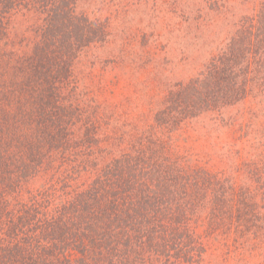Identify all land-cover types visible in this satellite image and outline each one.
<instances>
[{"label": "trees", "instance_id": "trees-1", "mask_svg": "<svg viewBox=\"0 0 264 264\" xmlns=\"http://www.w3.org/2000/svg\"><path fill=\"white\" fill-rule=\"evenodd\" d=\"M78 1L0 0V264H264V119L225 116L264 107V0L157 106L81 69L111 33ZM213 113L230 140L197 152Z\"/></svg>", "mask_w": 264, "mask_h": 264}, {"label": "rangeland", "instance_id": "rangeland-1", "mask_svg": "<svg viewBox=\"0 0 264 264\" xmlns=\"http://www.w3.org/2000/svg\"><path fill=\"white\" fill-rule=\"evenodd\" d=\"M262 1L79 0L78 11L92 18L108 19L111 33L109 41L81 57L80 67L84 72L99 74L95 76L97 80L108 77L119 81L111 82L108 97L123 101L128 95L149 91L157 106L156 101L179 82L186 83L203 72L235 30L236 22L243 15L255 14ZM27 24L21 15L13 21L14 29L19 31ZM113 58L124 64L107 62ZM131 59L140 66L131 65ZM262 106L249 99L228 107L225 116L242 115L253 108L258 120H262ZM224 125L215 113L197 118L188 127L196 139L194 150L207 152L213 149L210 144L217 142L220 147L227 143L230 129ZM39 184L34 182L35 186Z\"/></svg>", "mask_w": 264, "mask_h": 264}]
</instances>
